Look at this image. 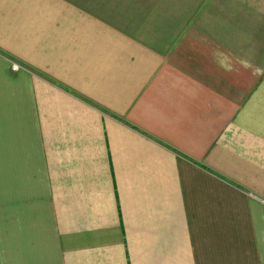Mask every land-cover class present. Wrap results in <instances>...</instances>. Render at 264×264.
I'll return each mask as SVG.
<instances>
[{
  "label": "crops",
  "instance_id": "crops-1",
  "mask_svg": "<svg viewBox=\"0 0 264 264\" xmlns=\"http://www.w3.org/2000/svg\"><path fill=\"white\" fill-rule=\"evenodd\" d=\"M0 264H264V0H0Z\"/></svg>",
  "mask_w": 264,
  "mask_h": 264
},
{
  "label": "built area",
  "instance_id": "built-area-1",
  "mask_svg": "<svg viewBox=\"0 0 264 264\" xmlns=\"http://www.w3.org/2000/svg\"><path fill=\"white\" fill-rule=\"evenodd\" d=\"M11 68H12V70H17L18 69V65L17 64H12Z\"/></svg>",
  "mask_w": 264,
  "mask_h": 264
},
{
  "label": "rangeland",
  "instance_id": "rangeland-1",
  "mask_svg": "<svg viewBox=\"0 0 264 264\" xmlns=\"http://www.w3.org/2000/svg\"><path fill=\"white\" fill-rule=\"evenodd\" d=\"M18 65V64H17Z\"/></svg>",
  "mask_w": 264,
  "mask_h": 264
}]
</instances>
